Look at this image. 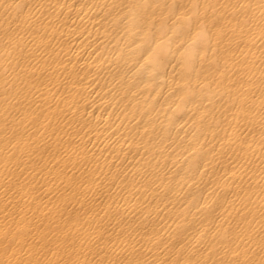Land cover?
I'll use <instances>...</instances> for the list:
<instances>
[{
    "label": "bare ground",
    "instance_id": "bare-ground-1",
    "mask_svg": "<svg viewBox=\"0 0 264 264\" xmlns=\"http://www.w3.org/2000/svg\"><path fill=\"white\" fill-rule=\"evenodd\" d=\"M0 264H264V0H0Z\"/></svg>",
    "mask_w": 264,
    "mask_h": 264
}]
</instances>
